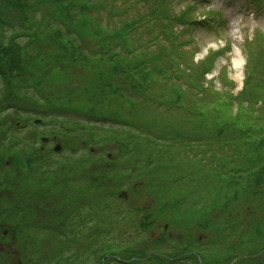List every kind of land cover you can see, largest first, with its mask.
<instances>
[{
	"label": "rangeland",
	"instance_id": "rangeland-1",
	"mask_svg": "<svg viewBox=\"0 0 264 264\" xmlns=\"http://www.w3.org/2000/svg\"><path fill=\"white\" fill-rule=\"evenodd\" d=\"M46 3L0 0V264H264V0H85L86 50Z\"/></svg>",
	"mask_w": 264,
	"mask_h": 264
},
{
	"label": "trees",
	"instance_id": "trees-1",
	"mask_svg": "<svg viewBox=\"0 0 264 264\" xmlns=\"http://www.w3.org/2000/svg\"><path fill=\"white\" fill-rule=\"evenodd\" d=\"M41 1L43 3H45V1H47L46 4H53V5H56V2H60V0H41ZM51 1H53V3ZM84 1L85 0H62V3H64L65 6L61 5L62 6V15H61V17L65 21L66 25L68 24L67 21L72 20L74 22V27L71 30H75V32L77 34L78 41L81 43V45L83 47V50H86V47L83 45L84 42L82 40L84 39L85 34H88L91 31L94 32V28L92 27L93 24L90 25V22H92L91 21L92 19H88V16L90 15L91 10L88 9V7L86 8V5L84 4ZM2 2L4 4V6L7 8V13L8 14L16 13V14H18V18H21L22 9H23V11L27 10V12L29 10H32V6L29 5V0H2ZM38 6H39V4H38ZM50 14L54 15L55 13L51 10ZM26 17H28V15ZM22 18H24L23 15H22ZM48 23L51 26H55L57 24V21H52V19H49ZM95 33L99 34V30H95ZM106 39H107L106 37H102L101 36L99 38V44L103 45L105 42H101V41L102 40H106ZM65 48H67V47L65 46ZM93 48L96 49V47H93ZM101 48H102V54H99L98 56H105L106 57V55L109 52V50L107 48H104V46H101ZM86 54L89 55V53H86ZM2 57H3L2 52H0V71H2V72H0V74H2L4 72H8L9 70H11V69L13 70V69L16 68L15 65L11 64L12 60L10 58L8 60H5ZM7 67H8V69L6 70ZM93 76L100 77L98 72L94 73ZM254 165H255V162L252 161V164H248L246 166V169L248 170L246 172V174H249V173L254 174V172H253V169L255 168ZM35 166L36 165L32 164V167L30 168V170H32ZM242 170L244 171V169H242ZM230 172L233 175L234 169L233 168H231V169L229 168V169H227V171L225 170V173L224 174L222 173L221 177L224 176V175H226V176L231 175ZM229 178L226 179L227 182H228ZM233 183H235V182H233ZM140 233H143V231L140 230ZM146 251H148V255L158 252V251H156V249L152 248L151 250H142V251H140V253H143V252H146ZM136 253L140 254L139 252H136ZM142 259L144 260V258H142ZM143 260H141V259H133L131 262H133L134 264H144V262H142ZM172 262L173 261L163 262V264H171ZM128 263H129V261L127 262V264Z\"/></svg>",
	"mask_w": 264,
	"mask_h": 264
},
{
	"label": "water",
	"instance_id": "water-1",
	"mask_svg": "<svg viewBox=\"0 0 264 264\" xmlns=\"http://www.w3.org/2000/svg\"><path fill=\"white\" fill-rule=\"evenodd\" d=\"M57 149V148H55ZM7 264H21L15 255H11Z\"/></svg>",
	"mask_w": 264,
	"mask_h": 264
}]
</instances>
